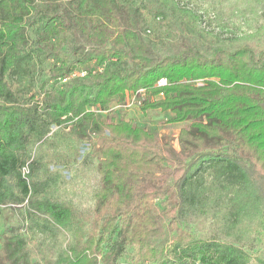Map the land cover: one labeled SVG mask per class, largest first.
<instances>
[{"label":"trees","instance_id":"16d2710c","mask_svg":"<svg viewBox=\"0 0 264 264\" xmlns=\"http://www.w3.org/2000/svg\"><path fill=\"white\" fill-rule=\"evenodd\" d=\"M157 1L232 48L152 47L143 0H0V211L26 223L4 225L0 264H35L34 253L43 264H121L129 246L123 264H264V23L221 38L178 0ZM140 89L143 114L187 122L175 143L110 114L113 100ZM58 139L96 146L81 162H97L85 215L49 170ZM156 199L175 231L164 245L149 243ZM199 218L209 234L195 238L186 226Z\"/></svg>","mask_w":264,"mask_h":264},{"label":"rangeland","instance_id":"374dc122","mask_svg":"<svg viewBox=\"0 0 264 264\" xmlns=\"http://www.w3.org/2000/svg\"><path fill=\"white\" fill-rule=\"evenodd\" d=\"M184 6L200 17L199 27L209 31L212 35L221 38L232 36H244L254 33L264 23V0H178ZM143 15L145 24L142 26L143 37L152 47H159L165 53H175L184 48H192L205 55H210L217 47L232 48L220 42L211 41L194 26L186 23L167 7L157 0H143ZM78 44L88 47L83 39L75 40ZM47 62L42 64L45 68ZM146 98L144 93H129L125 95L124 101L113 100L110 105V114L117 119L134 118L152 132L160 140L173 138V143L179 129L187 122L170 123L168 119L172 116L169 112L147 110L144 114L139 109V104ZM102 120L107 118L105 112H98ZM55 134V128L50 133ZM58 135V132H57ZM55 148L50 150L49 170L60 172L67 185L64 186L63 196L68 197L83 215L86 209L93 204V195L98 188L96 174L97 162L90 165H82V159L87 153H93L96 146L87 142H71L58 139ZM207 173L205 179H207ZM208 181V180H207ZM171 179L165 181L163 187L170 186ZM162 199H156L157 210L151 212V218L156 226V232L149 243L152 245H164L171 241L174 229L169 223V218L164 214L167 205ZM20 211L5 206L0 211V233L5 224L13 227L25 228V220ZM210 220L199 218L196 222L186 226L195 237H204L209 234ZM184 228L183 224H180ZM259 249L264 244L262 234L258 239ZM134 252V248H126L124 256L119 260L123 264L126 257ZM126 259V260H125ZM35 264H43L37 253H34ZM248 264H259L251 259Z\"/></svg>","mask_w":264,"mask_h":264},{"label":"built area","instance_id":"2783aa9c","mask_svg":"<svg viewBox=\"0 0 264 264\" xmlns=\"http://www.w3.org/2000/svg\"><path fill=\"white\" fill-rule=\"evenodd\" d=\"M85 74V71H80V72H78V71H74L72 74H71V76H76V75H84ZM66 80V78H62L61 79V81H65ZM190 82H192V83H196V84H201V81H199V80H196V81H190ZM166 83V80L164 79V78H162V79H160L159 81H158V85H163V84H165ZM143 93V91L140 89V90H138L137 92H134L135 94L136 93ZM129 93H132V92H129ZM24 171H25V169H24ZM193 264H201V263H199V262H194Z\"/></svg>","mask_w":264,"mask_h":264}]
</instances>
